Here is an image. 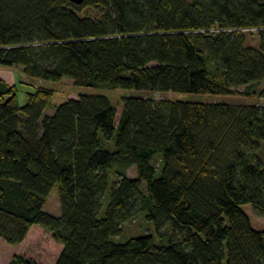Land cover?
Listing matches in <instances>:
<instances>
[{
    "label": "trees",
    "instance_id": "trees-1",
    "mask_svg": "<svg viewBox=\"0 0 264 264\" xmlns=\"http://www.w3.org/2000/svg\"><path fill=\"white\" fill-rule=\"evenodd\" d=\"M0 66L200 97H121L116 119L108 96L81 92L48 115L53 89L32 83L20 106L0 79V240L39 226L54 264H264L242 209L264 215V104L227 101L264 99V0H0ZM54 187L58 216L43 210ZM135 213L167 244L116 240Z\"/></svg>",
    "mask_w": 264,
    "mask_h": 264
},
{
    "label": "rangeland",
    "instance_id": "rangeland-1",
    "mask_svg": "<svg viewBox=\"0 0 264 264\" xmlns=\"http://www.w3.org/2000/svg\"><path fill=\"white\" fill-rule=\"evenodd\" d=\"M249 43L254 45L255 40L252 38L249 39ZM0 78H3L8 85H14L18 104L23 106L26 102V94L32 90V83H38L43 86L49 87L54 90V95L51 99L50 105L46 108L45 113L48 115H52L55 111V108L62 103L64 100L69 98L76 97L77 94L81 92H101L108 96L109 100L115 107L116 111V119L120 112V99L121 97H129V96H149L154 100H159L162 98L169 99H199L198 96L191 95H180V94H160L158 92H152L150 95H147L146 92H140L135 90H111L107 88H103L100 90L94 89H81V88H73L71 81L68 78H63L59 83H47V82H35L24 76L21 72L20 67L11 66V67H3L0 66ZM255 93H260L264 89V83L253 87ZM243 88H239V91H242ZM203 99H208L207 97H203ZM215 100H219L215 98ZM228 102L231 103H258L264 104V99L261 97H257V95H252L250 97H237L227 99ZM264 155V152H263ZM155 164H158L156 161ZM160 170V169H159ZM159 170L156 172V175L159 174ZM126 175L129 178H133L135 176V167L131 166L126 170ZM242 209L248 215L249 220L253 228L257 230H264V215L258 216L254 214L249 205L242 206ZM43 210L52 216H58L59 214V204L56 195V188L54 187L50 192L48 199L46 200ZM152 226V227H151ZM149 225L141 214L134 215L133 219L123 223L122 228L123 232L120 236L116 238V240H122L129 236H141L145 233H151L153 236V244L158 245H166L167 239L166 237H158L155 235L153 230V225ZM164 230V228H161ZM61 250V246L56 244L52 239V234L39 226H32L25 236L24 240L15 246H10L0 240V264H8L13 255H20L30 261H33L37 264H54L55 260Z\"/></svg>",
    "mask_w": 264,
    "mask_h": 264
},
{
    "label": "water",
    "instance_id": "water-1",
    "mask_svg": "<svg viewBox=\"0 0 264 264\" xmlns=\"http://www.w3.org/2000/svg\"><path fill=\"white\" fill-rule=\"evenodd\" d=\"M72 2H75V3H79L81 0H70Z\"/></svg>",
    "mask_w": 264,
    "mask_h": 264
},
{
    "label": "crops",
    "instance_id": "crops-1",
    "mask_svg": "<svg viewBox=\"0 0 264 264\" xmlns=\"http://www.w3.org/2000/svg\"><path fill=\"white\" fill-rule=\"evenodd\" d=\"M0 79H2L3 80V78H0ZM5 83H7L5 80H3ZM8 84V83H7Z\"/></svg>",
    "mask_w": 264,
    "mask_h": 264
}]
</instances>
